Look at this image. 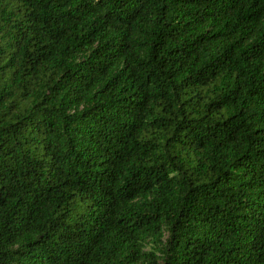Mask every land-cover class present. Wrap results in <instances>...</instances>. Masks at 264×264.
Listing matches in <instances>:
<instances>
[{
    "label": "trees",
    "instance_id": "1",
    "mask_svg": "<svg viewBox=\"0 0 264 264\" xmlns=\"http://www.w3.org/2000/svg\"><path fill=\"white\" fill-rule=\"evenodd\" d=\"M0 264H264V0H0Z\"/></svg>",
    "mask_w": 264,
    "mask_h": 264
}]
</instances>
